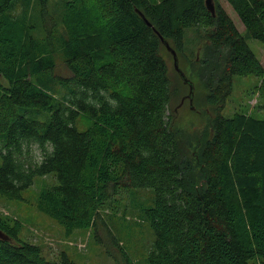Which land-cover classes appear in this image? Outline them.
I'll list each match as a JSON object with an SVG mask.
<instances>
[{"label": "trees", "instance_id": "1", "mask_svg": "<svg viewBox=\"0 0 264 264\" xmlns=\"http://www.w3.org/2000/svg\"><path fill=\"white\" fill-rule=\"evenodd\" d=\"M228 1L264 44V0ZM160 36L205 91L192 132L170 110ZM235 76L261 79L264 101L260 60L206 0H0V200L39 180L37 207L67 238L102 215H140L148 264H264V119L223 115ZM0 230V264H76L47 258L1 213Z\"/></svg>", "mask_w": 264, "mask_h": 264}, {"label": "rangeland", "instance_id": "2", "mask_svg": "<svg viewBox=\"0 0 264 264\" xmlns=\"http://www.w3.org/2000/svg\"><path fill=\"white\" fill-rule=\"evenodd\" d=\"M151 1L158 3L160 0ZM213 3L215 9L217 6L221 7L233 19L264 67V44L248 37L238 14L228 0H213ZM162 54L168 64L172 81L173 98L170 110L177 114L176 127L183 130V133L192 132L195 127L199 129L205 123L206 117L208 118L207 106L199 107L200 114L194 113L188 98L190 88L183 84L174 70V58L172 59L165 49ZM182 67L188 72L186 62ZM261 82V79L253 76H235L233 92L227 100L223 115L232 117L236 112L248 110L256 118L264 119V101L257 93V86L261 85ZM194 94L201 105L206 95L204 89L196 86ZM32 157L39 161L43 158V151L36 145L32 146ZM40 186L38 180L34 187L24 192V200L1 199L0 213L19 220L23 226L20 237L40 246L47 258L58 260L61 253H66L76 264H148L145 259L152 237L147 229L148 224L141 223L140 215H118L114 218L102 215L92 228L77 230L67 238L64 229L38 209L37 194ZM123 252L129 254L128 259Z\"/></svg>", "mask_w": 264, "mask_h": 264}, {"label": "water", "instance_id": "3", "mask_svg": "<svg viewBox=\"0 0 264 264\" xmlns=\"http://www.w3.org/2000/svg\"><path fill=\"white\" fill-rule=\"evenodd\" d=\"M206 6H207L208 10L213 14V16H215L216 15V9H215V5L213 3V0H206ZM136 11L145 20V22L147 23V25L149 27H153V25L146 19L145 15L139 9H136ZM160 38H161L163 44L165 45V47L167 48V50L173 55L174 65H175L176 71L181 76L183 81L186 84L189 85L190 93L188 95V98L190 100V104H191L192 108L194 109V106H193V103H194V91H195L194 84L187 78V76L185 75L183 70L180 68V66H179V58H178V55H177L176 51L170 46V44L162 36H160ZM0 239L5 240V241H9L10 237L0 230Z\"/></svg>", "mask_w": 264, "mask_h": 264}]
</instances>
